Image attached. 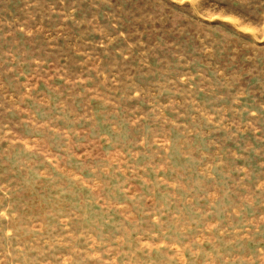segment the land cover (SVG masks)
I'll use <instances>...</instances> for the list:
<instances>
[{"label": "rangeland", "instance_id": "rangeland-1", "mask_svg": "<svg viewBox=\"0 0 264 264\" xmlns=\"http://www.w3.org/2000/svg\"><path fill=\"white\" fill-rule=\"evenodd\" d=\"M0 264H264V0H0Z\"/></svg>", "mask_w": 264, "mask_h": 264}]
</instances>
